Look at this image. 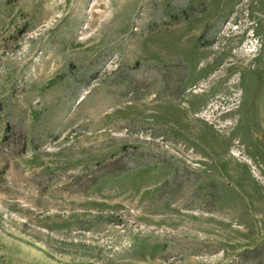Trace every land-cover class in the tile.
Masks as SVG:
<instances>
[{
  "label": "rangeland",
  "instance_id": "1",
  "mask_svg": "<svg viewBox=\"0 0 264 264\" xmlns=\"http://www.w3.org/2000/svg\"><path fill=\"white\" fill-rule=\"evenodd\" d=\"M0 264H264V0H0Z\"/></svg>",
  "mask_w": 264,
  "mask_h": 264
}]
</instances>
